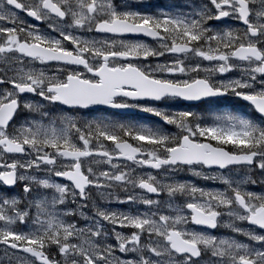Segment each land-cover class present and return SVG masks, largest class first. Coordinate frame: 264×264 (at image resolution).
<instances>
[{
  "label": "snow or ice",
  "instance_id": "6c2138e0",
  "mask_svg": "<svg viewBox=\"0 0 264 264\" xmlns=\"http://www.w3.org/2000/svg\"><path fill=\"white\" fill-rule=\"evenodd\" d=\"M0 264H264V0H0Z\"/></svg>",
  "mask_w": 264,
  "mask_h": 264
},
{
  "label": "rangeland",
  "instance_id": "374dc122",
  "mask_svg": "<svg viewBox=\"0 0 264 264\" xmlns=\"http://www.w3.org/2000/svg\"><path fill=\"white\" fill-rule=\"evenodd\" d=\"M149 2L150 3H156L157 4V3H159V0H149ZM140 115H141L142 119H138L137 118L136 120H133V121H136V122H139V123L150 124L153 120H155L154 117H148V116H146V114L140 113ZM146 117H148V118H146ZM93 167H95V165H93ZM180 178L181 179H186V180H192L194 183H196L198 185L205 184L206 183L204 181L197 180L194 177L188 176L186 173L185 174H182ZM208 183H209V186L218 187V185H211L210 182H208ZM112 207H120V208H123V207H126V206L125 205H112ZM216 234H230V233H227V230H225L223 228H220V229H217L216 230Z\"/></svg>",
  "mask_w": 264,
  "mask_h": 264
},
{
  "label": "flooded vegetation",
  "instance_id": "af4514ba",
  "mask_svg": "<svg viewBox=\"0 0 264 264\" xmlns=\"http://www.w3.org/2000/svg\"><path fill=\"white\" fill-rule=\"evenodd\" d=\"M163 1L165 2V0H159V3H157V4H160L161 6H164L165 3ZM142 39H146V38H142ZM231 109L233 111H239L240 110L239 103H234L233 105H231ZM106 111L110 112L111 110H106ZM108 118L109 119H129V120H136L137 118L138 119H142L140 113H135V114H132V115H130L128 117L109 116ZM146 118H148V117H146ZM53 179H56V178H53Z\"/></svg>",
  "mask_w": 264,
  "mask_h": 264
},
{
  "label": "water",
  "instance_id": "95a60500",
  "mask_svg": "<svg viewBox=\"0 0 264 264\" xmlns=\"http://www.w3.org/2000/svg\"><path fill=\"white\" fill-rule=\"evenodd\" d=\"M215 231V230H214Z\"/></svg>",
  "mask_w": 264,
  "mask_h": 264
}]
</instances>
